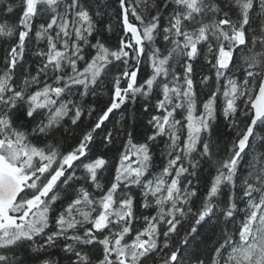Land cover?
Here are the masks:
<instances>
[{
  "label": "snow or ice",
  "instance_id": "6c2138e0",
  "mask_svg": "<svg viewBox=\"0 0 264 264\" xmlns=\"http://www.w3.org/2000/svg\"><path fill=\"white\" fill-rule=\"evenodd\" d=\"M0 264H264V0H0Z\"/></svg>",
  "mask_w": 264,
  "mask_h": 264
},
{
  "label": "trees",
  "instance_id": "16d2710c",
  "mask_svg": "<svg viewBox=\"0 0 264 264\" xmlns=\"http://www.w3.org/2000/svg\"><path fill=\"white\" fill-rule=\"evenodd\" d=\"M140 131H142V129H140ZM218 133L223 140H227L231 136L230 131L224 126L223 123L220 125Z\"/></svg>",
  "mask_w": 264,
  "mask_h": 264
}]
</instances>
